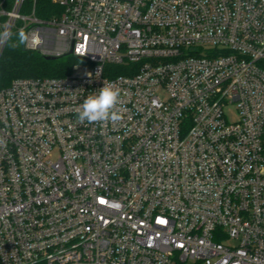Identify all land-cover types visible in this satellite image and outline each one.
I'll return each instance as SVG.
<instances>
[{
    "label": "built area",
    "instance_id": "built-area-1",
    "mask_svg": "<svg viewBox=\"0 0 264 264\" xmlns=\"http://www.w3.org/2000/svg\"><path fill=\"white\" fill-rule=\"evenodd\" d=\"M22 2L0 34L75 63L0 89V264H264V0Z\"/></svg>",
    "mask_w": 264,
    "mask_h": 264
},
{
    "label": "trees",
    "instance_id": "trees-1",
    "mask_svg": "<svg viewBox=\"0 0 264 264\" xmlns=\"http://www.w3.org/2000/svg\"><path fill=\"white\" fill-rule=\"evenodd\" d=\"M15 0H0V9L9 12ZM63 9L54 0H23L19 13L34 15L39 20H51L61 15ZM6 17L1 16L0 22ZM20 25V23H18ZM20 32L14 31L7 40L0 56V89L14 79L61 78L71 72L75 59L66 55L54 60H45L39 53L20 50ZM124 73L118 70V74Z\"/></svg>",
    "mask_w": 264,
    "mask_h": 264
},
{
    "label": "clouds",
    "instance_id": "clouds-1",
    "mask_svg": "<svg viewBox=\"0 0 264 264\" xmlns=\"http://www.w3.org/2000/svg\"><path fill=\"white\" fill-rule=\"evenodd\" d=\"M20 40H24L23 30H20ZM10 33L0 34V42L6 41ZM120 89L112 84L104 85L97 93L89 94L78 110V119L89 123L118 122L122 114L116 111L120 99Z\"/></svg>",
    "mask_w": 264,
    "mask_h": 264
},
{
    "label": "rangeland",
    "instance_id": "rangeland-1",
    "mask_svg": "<svg viewBox=\"0 0 264 264\" xmlns=\"http://www.w3.org/2000/svg\"><path fill=\"white\" fill-rule=\"evenodd\" d=\"M83 71V68L82 67H79V70L77 73H81ZM84 72V71H83ZM228 119L229 121H236L237 120V116L236 114L234 113L233 109H230L229 110V115H228Z\"/></svg>",
    "mask_w": 264,
    "mask_h": 264
},
{
    "label": "water",
    "instance_id": "water-1",
    "mask_svg": "<svg viewBox=\"0 0 264 264\" xmlns=\"http://www.w3.org/2000/svg\"><path fill=\"white\" fill-rule=\"evenodd\" d=\"M24 42H25V34H24V40L21 41L20 40V50L21 51H26L25 47H24ZM45 60H54V57H44Z\"/></svg>",
    "mask_w": 264,
    "mask_h": 264
}]
</instances>
